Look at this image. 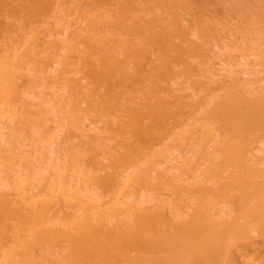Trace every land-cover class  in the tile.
Masks as SVG:
<instances>
[{
	"label": "rangeland",
	"instance_id": "obj_1",
	"mask_svg": "<svg viewBox=\"0 0 264 264\" xmlns=\"http://www.w3.org/2000/svg\"><path fill=\"white\" fill-rule=\"evenodd\" d=\"M62 29L67 30L62 32ZM184 37L191 40H188L189 47ZM190 47L194 53H187ZM13 53L11 59L20 57L18 63L13 64V70L16 71L10 70L13 75L9 78L14 76L13 97L11 104L0 105V109L6 108L5 115L0 118V127L5 126L7 141L6 144L0 143V194L2 192L9 196L6 199L12 196L19 198V195L24 194L28 199L31 196L40 200L33 204L29 202L27 213L37 212L34 224L29 221L23 223V219L31 218L27 219L26 215L23 218L25 208L22 209V205L25 204L20 199L19 203L11 199L17 205V209H14L16 212L12 211L16 213L14 219H10L12 214L0 213V259L11 249L22 246L21 251H18L20 248L17 250L19 255L13 253V259L11 257L9 261L11 264L68 263L65 262L71 251L68 240H46L45 237H51L52 232H40L39 238L44 234L41 239L45 240L37 239L35 234L31 235L35 232L32 229L44 227L47 230L49 222L57 230L59 224L67 225L79 215L97 220L102 214L98 209L102 205L97 204L100 197L104 201L107 198L112 200L109 197L112 194L114 197V193L132 176L136 181L133 179L131 186L138 188L130 189L131 186H128L129 189H125L119 200L122 203L114 205L119 210L120 206L124 209L128 204L134 206L138 203L146 209L151 206L153 210L149 208L150 211L162 213L164 220L158 224H164L165 228L162 225L153 228L157 230L162 227L163 233L160 231L158 235L172 233L175 219H222L231 213V217H238L237 223L247 219L235 213L233 190L236 189L233 186L242 175L239 171L247 172L250 168L253 174L259 175L254 178H260L261 183H264V130L260 126L261 130L256 129L260 120L255 123V119L261 118L260 124H264V115L242 109L235 113L231 111L228 118L223 105L228 97H243L253 102L255 95L257 98L264 96V0H0V90L7 85V76L2 72L9 60L5 55L11 56ZM49 66L54 69H49ZM208 68L217 75L210 74ZM241 84L244 86L237 90ZM216 105L220 106V110ZM222 110L226 116L222 115ZM236 113L247 116L245 119L241 115L245 120L243 123L248 122L246 126L239 121L240 117L237 118ZM248 116L252 119H248ZM254 116L257 118L254 119ZM7 117L10 124L4 125ZM229 119L235 120L227 121ZM144 124L148 130L143 128ZM153 130L155 134L152 133L151 141L147 134ZM160 135L161 138L158 137ZM257 142L262 144L256 145ZM252 145H261L259 148L262 150L257 153L254 150L253 154L249 150ZM175 147L183 148V152L174 155L172 150ZM239 148L242 151L247 149L252 160L247 156L248 153L246 157L241 156L245 150L242 152ZM168 151L173 152V155ZM246 161H249L248 166ZM101 175L107 179L111 177L108 179L110 183L99 181L103 179ZM97 176H101L99 180ZM220 182L233 187H230L232 197H226L230 201L219 196L218 192L222 189ZM140 183L143 186H139ZM112 184L116 185L117 192L112 190L115 188ZM212 185L216 189L221 185L219 191ZM211 186L215 191L211 190ZM59 190H62L61 197L75 194L87 198L88 194V199L92 198V202L97 203L90 205L85 198H79L82 201H79L80 204H83L80 205L74 201L77 197H71L73 204H77L73 205V210L71 206L68 208V202L61 199ZM66 190L68 194H64ZM108 191L111 192L110 195L107 193L109 196L106 195ZM13 192H19V195ZM58 195L61 199H57L58 203H50V200L49 203L45 202L46 198L52 196L56 200ZM49 204L53 205V211ZM86 207L87 212H84L82 208L85 210ZM131 208L127 207L126 210L129 212ZM47 209L53 214L44 216L48 214ZM118 210L110 209L114 211L113 214L106 211L105 217L111 219V224H124L121 222L127 223V217H133L131 211L128 214L121 210L125 215L122 216ZM196 211L200 212L198 216L193 214ZM30 215L28 213V217ZM247 217L246 223L244 221L247 225L243 221L239 225L235 222L237 226L233 227L234 232H242L239 233L241 237L236 235L246 239L242 240L243 244L246 242L244 246L247 244L246 248H251V252L245 248L250 254L247 257L257 256V261L264 264V242L262 246L259 245L260 240H264V225L260 222L258 228L260 219L257 221V217L253 216L251 220L252 215L251 218L249 215ZM224 220L227 221V218ZM126 223L124 225L128 228L133 222L130 225ZM28 229L29 232L26 231ZM255 235L261 237H258L259 244ZM29 241L33 246L24 254ZM237 244L240 245L239 242ZM131 252L130 255L135 254V251ZM156 254L159 255L158 252ZM102 259L99 258L96 264H110L106 258Z\"/></svg>",
	"mask_w": 264,
	"mask_h": 264
},
{
	"label": "bare ground",
	"instance_id": "obj_2",
	"mask_svg": "<svg viewBox=\"0 0 264 264\" xmlns=\"http://www.w3.org/2000/svg\"><path fill=\"white\" fill-rule=\"evenodd\" d=\"M50 21V20H49ZM74 23H75V20H74ZM77 23V22H76ZM180 23V22H179ZM66 27V26H65ZM62 28H64V27H62ZM67 30V29H66ZM66 30H63L62 29V32L63 31H65L66 32ZM36 33H38V31L37 32H35L33 35H36ZM190 34V33H189ZM183 38V37H182ZM185 38L186 37H184V41H185ZM31 39V38H30ZM186 40H187V38H186ZM188 40H190L189 38H188ZM188 40H187V46H188ZM183 40H182V42H184ZM191 41V40H190ZM193 41H195V40H193ZM186 42V41H185ZM190 43V42H189ZM21 45V44H20ZM189 46H190V44H189ZM188 46V47H189ZM192 47H190L189 48V50H187V53L189 52V51H193V53H194V50L193 49H191ZM182 50H184L185 51V49H183L182 48ZM10 53V52H9ZM21 53H22V51H21ZM20 53V54H21ZM189 53H191V52H189ZM19 54V55H20ZM241 54V53H240ZM242 54H244V53H242ZM246 55H248L247 53H245ZM24 55V54H23ZM194 55V54H193ZM195 55H197V54H195ZM14 56V53L11 55V56H7V55H5V57L7 58V59H9L8 61H7V59H6V61H7V65L2 69V72L3 73H5L6 74V76H7V78L5 77V74H4V77H5V81H6V79H7V83H5V84H7L6 85V87H4L3 88V90H0V105H1V103H6V105H7V103L9 104H11V100H12V98L11 97H13V90H12V87H13V85H12V78L14 77H10L9 78V76L10 75H13L12 73H11V71L10 70H13V66L16 64V63H18L17 61H19L18 59L20 58L18 55V57H16L17 58V60H16V58L14 59H11V57H13ZM22 56V55H21ZM239 56V55H238ZM242 57H243V55H242ZM221 59V58H220ZM248 59V58H247ZM219 60V59H218ZM222 60V59H221ZM242 60V59H241ZM246 61V60H245ZM248 61V60H247ZM246 61V62H247ZM49 62V61H48ZM6 63V62H5ZM15 63V64H14ZM217 63V62H216ZM238 63V62H237ZM240 63V62H239ZM14 64V65H13ZM50 64V63H49ZM212 64V63H211ZM227 64H229V63H227ZM242 64V63H241ZM249 65H250V63H248ZM251 64H253V63H251ZM51 65V64H50ZM240 65V64H239ZM243 65V64H242ZM12 67V68H11ZM207 67V66H206ZM53 68V67H52ZM51 68V66H49V69H52ZM214 68H215V66H214ZM54 69V68H53ZM220 69V68H219ZM208 70H209V68H208ZM207 69H206V71H208ZM214 70V69H213ZM217 70V69H216ZM14 71V70H13ZM16 71V70H15ZM14 71V72H15ZM205 71V73H207ZM241 71V70H240ZM209 72H210V74L211 73H213L212 75H217V74H214V72H212V71H210L209 70ZM208 72V73H209ZM216 72V71H215ZM219 72V71H218ZM207 73V74H208ZM244 73V72H243ZM245 73H247V72H245ZM244 73V74H245ZM9 74V75H8ZM219 75V74H218ZM208 76H211V75H207V77ZM64 78V77H63ZM67 78V77H66ZM205 78V77H204ZM69 79V78H68ZM209 79H210V77H209ZM213 79V78H212ZM66 80V79H65ZM70 80V79H69ZM68 80V81H69ZM211 80V79H210ZM67 81V80H66ZM70 82V81H69ZM78 83V82H77ZM77 83H75V84H77ZM73 84V83H72ZM239 84H240V82H239ZM83 85V84H82ZM83 86H85V83H84V85ZM241 86H244L243 84H241L240 86H237V90H238V88L239 87H241ZM61 89V88H60ZM243 89V88H242ZM262 92L264 93V91L262 90ZM235 93V92H234ZM237 93V92H236ZM235 93V94H236ZM262 93V94H263ZM234 94V95H235ZM261 93H259L258 95H260ZM261 94V95H262ZM240 96V95H239ZM232 97V96H231ZM234 97V96H233ZM232 97V99L231 98H227L228 100H224V108H223V110L225 111V113L227 114V116L229 115V113L232 111V112H238L239 110L241 111L242 109H244V111H250V112H254L255 114H256V112L257 113H259V115H260V113H261V116H263L264 114V96H261V98L259 99V98H257L256 97V95H255V98L256 99H252V101L253 102H251V100H249V102L248 101H246L245 100V98L243 99V97L242 98H237V99H235V98H233ZM248 97V96H247ZM85 99V98H84ZM255 100V101H254ZM81 102H83V100H80ZM85 101V100H84ZM225 101H227L226 103H225ZM166 103H168V101H166ZM219 102L217 101V104H218ZM223 103V102H222ZM216 106H219V105H216ZM214 108H216V107H214ZM220 108V106L217 108V109H219ZM217 109H215L216 110V112L215 113H217ZM246 109V110H245ZM166 110H167V105H166ZM220 110V109H219ZM218 110V111H219ZM222 110V111H223ZM234 110V111H233ZM236 110V111H235ZM162 111V110H161ZM214 111V110H213ZM224 111H223V114L222 113H219L220 115L222 114V115H225L224 114ZM263 111V112H262ZM185 111L183 110V113H184ZM231 112V113H232ZM5 113H6V108H1L0 109V118L1 117H3L4 115H5ZM247 113H249V112H247ZM174 114V113H173ZM239 114V113H238ZM237 113H236V115H238ZM245 114V113H244ZM250 114H252V113H250ZM220 115H218V116H220ZM241 115H243V114H240V116L238 115V117L237 118H239V121H242L241 123H243V120H244V118H245V116L246 115H243V119L241 118ZM120 116V115H119ZM226 116V115H225ZM121 117H123V116H121ZM247 117V116H246ZM249 117V116H248ZM119 118V117H118ZM228 118H229V116H228ZM227 117L225 118V119H228ZM251 117H249L248 119H250ZM254 119L255 118H257V117H253ZM259 118V117H258ZM236 119V118H235ZM235 119H229V120H227V121H233V120H235ZM242 119V120H241ZM246 119V118H245ZM252 119V118H251ZM120 120V119H119ZM256 120V122L255 123H257V120H260L259 121V123H257V128L256 127H254V129L256 128V129H259V130H261L260 129V127L262 128V130H264V124H260V122L262 123V121H261V118H259V119H255ZM255 120H253V121H255ZM262 120H263V118H262ZM236 122H238L239 124H240V122L239 121H237V119L235 120ZM245 121V120H244ZM235 122V123H236ZM252 123V122H251ZM254 123V124H255ZM6 124H10V120H8V117H7V122L6 123H4V125H6ZM143 124V123H142ZM147 124V123H146ZM146 124H144V125H142L143 126V128L144 129H146V130H148L147 129V125ZM237 124V123H236ZM244 124V123H243ZM246 124H248V122L246 123ZM246 124H244V126H246ZM241 125V124H240ZM260 126V127H259ZM4 127L5 126H1L0 127V143H2V144H6L7 143V141H6V139H5V134H6V130H4ZM249 127H251V126H249ZM158 129V128H157ZM157 129H156V132H157ZM247 129V128H246ZM160 131V130H159ZM155 134V131L153 130V132H151V133H148V134H150V135H152V136H149L148 134H147V136L148 137H150V139H151V137H153V134ZM264 133V132H263ZM167 135V134H166ZM164 136V135H163ZM158 137H160L161 138V135L160 136H158ZM190 137V136H189ZM264 137V136H263ZM155 138H156V136H155ZM155 138H154V140H155ZM159 138V139H160ZM188 138V137H187ZM153 139V138H152ZM152 139H151V141H152ZM158 139V138H157ZM156 139V140H157ZM260 139V138H259ZM121 141L123 140V139H120ZM119 140V141H120ZM264 140V139H263ZM262 140V141H263ZM150 141V142H151ZM259 142H260V140H258ZM261 141V142H262ZM184 142V141H183ZM254 142H256V141H254ZM253 142V143H254ZM259 142H257L256 143V145H259V144H262V143H259ZM154 143V142H153ZM185 144V143H184ZM256 145H252L251 146V149L249 148V147H247V148H249V150L253 153V151L254 150H256V152L255 153H257V152H260L262 149L261 148H259L260 146H256ZM174 146V145H173ZM209 146V145H208ZM243 148V147H242ZM241 148V149H242ZM245 148H246V146H245ZM240 149V148H239ZM240 149V150H241ZM261 149V150H260ZM183 150V148L181 149V148H173V150L172 151H174V153L172 152V151H170V152H172L174 155H175V153L178 155L179 154V152H183L182 151ZM230 150V149H229ZM245 149H243V151H244ZM247 150V149H246ZM246 150H245V152H246ZM52 151V150H51ZM242 151V150H241ZM239 152L238 151V153L239 154H241L242 152ZM243 152V154H241V156H243V157H246V154L248 153V152ZM168 153H169V151H168ZM172 153H169L170 155L172 154ZM251 153V154H252ZM168 154V155H169ZM172 154V155H173ZM249 155H247L249 158H251L250 159V161L252 160V157H250V156H252V155H250V153H248ZM254 154V153H253ZM165 155V154H164ZM235 157L237 156V155H234ZM255 156V155H254ZM166 157V156H165ZM174 156H172V158H173ZM247 157V158H248ZM256 157V156H255ZM254 157V158H255ZM168 158V157H167ZM170 158V157H169ZM171 158V159H172ZM249 158H248V160H249ZM253 158V160H255V161H257L256 159H254ZM256 158H258V156L256 157ZM159 159H157V161H158ZM170 160V159H169ZM173 160V159H172ZM172 160H170V161H172ZM242 160H244L245 161V159H242ZM247 160V159H246ZM160 161V160H159ZM166 161V160H165ZM164 161V162H165ZM233 161H234V159H233ZM232 161V162H233ZM254 161V162H255ZM163 162V163H164ZM247 162V161H246ZM245 162V164L248 166V162L246 163ZM160 163H162L161 161H160ZM160 163H158V164H160ZM166 163V162H165ZM235 163H236V161H235ZM251 163L252 162H250L249 164L251 165ZM197 164V163H196ZM255 164V163H254ZM253 164V165H254ZM241 165V164H240ZM252 165V166H253ZM158 166H160V165H158ZM245 166V165H244ZM254 166H256V165H254ZM241 167H243V166H241ZM154 168H157V166H154ZM254 169H255V167H253ZM102 169H103V167H102ZM233 169V168H232ZM245 170H247V169H245ZM251 172H250V171ZM247 172H249V173H247V172H244L243 170L241 171H239V173L240 172H242V175L238 178V182L237 183H235V185L233 186L234 187V189H236L237 190V192H236V190L234 191L233 190V192H234V201H235V203H236V208H234V209H236V212L235 213H239V215L238 216H240V218L241 217H243V216H245L247 219H248V217H247V215H249V217L251 218V215H252V218H251V220H253V216H256L257 217V221H258V218L260 219V221H258L259 223H258V228H260V222H262V224L261 225H264V183H261V179L260 178H257L258 180H256L255 178V176H257V177H259V175L257 174V173H255V174H253L252 173V170H251V168L249 169ZM256 170H257V168H256ZM99 171H101V168H100V170ZM104 172L106 171V170H103ZM259 171V170H258ZM107 172V171H106ZM105 172V173H106ZM229 172V171H228ZM260 172V171H259ZM235 173V172H234ZM243 173H245L247 176H245V174H243ZM79 174V173H78ZM77 173H76V175H78ZM99 174H102L101 172L99 173ZM104 174V173H103ZM108 174H110V172H108ZM108 174H106V176H108ZM231 174V173H230ZM230 174H229V176H230ZM257 174V175H256ZM75 175V174H74ZM111 175V174H110ZM226 174H224V176H225ZM234 175V174H233ZM232 175V176H233ZM244 175V176H243ZM103 177V179L102 178H100V177ZM99 178H100V180H99V178H98V176H97V178H98V180L99 181H103L104 180V183H108V179L109 178H111V177H109L108 179L105 177V175H101ZM115 176V175H114ZM223 176V177H224ZM229 176H226V177H229ZM75 177H77V176H75ZM115 177H117V176H115ZM219 177H221V176H219ZM222 177V179H225V178H223ZM255 177V178H254ZM80 178H82V177H80ZM79 179V178H78ZM106 179V180H105ZM115 179V178H114ZM134 178H133V176L132 177H130L128 180H127V182L125 183V185L123 186V187H121L120 189L119 188H117V189H119V191L118 190H116V185H114V184H112V185H114L115 186V188L113 189L112 188V190L114 191H118L117 193H114V197H113V194L111 195V197H109V198H113L112 200L111 199H108L107 198V200L105 199V201H104V198L101 200V197H100V201H98V203L97 204H99V206H101L102 205V211L100 210L101 208H98L99 209V212H101L102 214H103V216H102V214H100V216H98L99 218L97 219L96 217V219L97 220H95V219H91V218H88V217H85V216H82L81 215V217H79V216H77L78 218H76L75 220H73V221H71V222H68V224L67 225H65V224H63L62 223V225H60L59 224V226H60V228H59V226H58V223L56 224L58 227H57V230H55V228H53V224L51 225L49 222L47 223V225H46V228H47V230H45L44 229V227H41V228H34V229H32V231H35V232H32L31 233V235H34L35 234V236L34 237H36L37 239H41V238H43V235H42V237L41 238H39L40 236H41V234H39L40 232H42V233H53L52 234V236H51V234H47V235H50L51 237H49L48 238V236H47V238L45 237V239L46 240H49L50 238H52V241H51V239H50V242H54L55 240H64V242L66 241V240H68L69 242H70V249H71V251H70V255L68 254L66 257H69V259L68 260H65V262H68V263H70L69 261H71V263L70 264H81V263H83L84 262V260H85V262L83 263V264H85L88 260L90 261H88L90 264L91 263H93L94 262V264H96L97 262V260L100 258V259H102V260H104V258H106L109 262H110V264H262V262H259V261H257V256H255V257H247V256H249L250 254H247V250L248 251H250L251 250V248L250 249H248V248H246V245L244 246V244L246 243H244L243 244V242H242V238H238V236L237 235H239V237H241L240 236V234L239 233H242V232H239V230H237L238 231V233L237 232H234V226H237L236 224H235V222L237 223V220H238V217L236 216H234V217H231L230 215L232 214H227L228 215V217L230 218H228V217H226L225 215V217L223 218L222 217V219H207V218H205V219H200V218H195V220L196 221H191V220H189L188 219V221L186 220L185 221V219H184V221H183V219H182V221H181V219H179V217L181 216V214H180V216L177 218V219H179V220H174V223L173 222H171V223H173V226H172V224H171V226H172V229L175 227V230L174 231H171L172 233H169V232H167V233H169V235H166V234H160V235H158L159 233H160V231L161 230H163V229H161L162 227H160V228H158V229H160V230H156V233H155V230H153V228H155L156 227V225L157 226H161L162 224H158V223H160V221L161 220H164V215L162 216L161 214L162 213H158L157 212V210L155 211H150V209L151 210H153V208H150L151 206H149V208L148 209H146L143 205L141 206V205H138V203L137 202H135V203H137V205H132V206H130L129 204L127 205V207L129 208H131V209H129V212L126 210V208L124 207V209H121V206H120V209L118 210V208H116L115 207V205H116V203H118V202H120V203H122L121 201H119L120 199H121V197L123 196V194H124V191H125V189L126 188H128L129 189V187L134 183L133 181L135 180H133ZM222 179H220V180H222ZM125 180V179H124ZM218 180H219V178H218ZM101 181V182H102ZM106 181V182H105ZM111 181V180H110ZM110 181H109V183H110ZM120 180H118V182H119ZM126 181V180H125ZM136 181V180H135ZM214 182H215V180H213ZM225 181H226V179H225ZM237 181V180H236ZM144 182V181H143ZM142 182V183H143ZM214 182L212 183V181H211V183L214 185ZM103 183V184H104ZM108 183V184H109ZM216 183V182H215ZM221 183V182H220ZM227 184H228V181L226 182ZM231 183L232 182H230V185H231ZM218 184H219V182H218ZM222 184V186H221V190L219 191L218 189L220 188V186L216 189V187L215 186H213V187H215V189L217 190V191H219L218 192V194H219V196L221 197H225V198H223V200L224 199H226V197H230L231 196V191H230V189L231 188H233V187H231V186H227V184H225V183H221ZM223 184H225V185H223ZM237 184V185H236ZM74 185V184H73ZM105 185V184H104ZM118 185V184H117ZM121 185V184H120ZM122 185H123V183H122ZM139 186L140 185H142L143 186V184H138ZM187 185V184H186ZM189 185V184H188ZM207 185V184H206ZM211 185V184H210ZM209 185V186H210ZM216 185V184H215ZM113 186V187H114ZM129 186V187H128ZM141 186V187H142ZM205 185H203V187H204ZM212 186H211V190H213L214 188H212ZM224 186H227L226 188L224 187ZM235 186H236V188H235ZM73 188H76V187H74V186H72ZM118 187V186H117ZM137 186H134L133 188H136ZM231 187V188H230ZM132 188V186L130 187V189ZM132 188V189H133ZM138 188V187H137ZM205 188H207L206 186H205ZM204 188V189H205ZM70 189V188H69ZM127 189V190H128ZM200 189V188H199ZM215 189H214V191H215ZM76 190H77V188H76ZM76 190H74L73 189V191H76ZM207 190V189H206ZM232 190V189H231ZM58 191V190H57ZM71 192H72V189L70 190ZM78 191H79V189H78ZM109 191H111L110 189H109ZM106 192V195H108L107 193H109V195H110V193L111 192ZM113 191H112V193H113ZM114 191V192H115ZM129 191V190H128ZM61 192H62V190H61ZM60 192V190H59V192L58 193H61ZM127 192V191H126ZM13 193H16V192H13ZM18 193V194H17ZM16 194L17 195H19V192H17ZM22 192H20V194H21ZM68 194V192H67V190L64 192V194ZM217 193V192H216ZM215 193V194H216ZM1 194L3 195V193L1 192ZM1 194H0V209H1V211H0V213L2 214L3 212H4V214L3 215H5V212L7 213V214H12V217L10 218L9 217V215H8V217L10 218V219H14L15 218V215L14 214H16V213H14L13 214V212L12 211H14V209H17L16 208V206L12 203V202H14L15 200H17V203H19L18 201H20V202H22V203H24L25 205V207L22 205V209L23 208H25V212L23 211V213L24 214H22L23 215V218H25L24 217V215H26L27 217V219L28 218H31L30 220H22L23 221V223H25V221L27 222V221H29V222H31L30 224H34L35 223V220L34 219H36V214H37V212L36 211H29L28 213H29V215L31 214L32 215V217H31V215L28 217V213H27V210L29 209L28 208V206H29V202H32V204L33 203H35V202H38V200H40V199H36V198H32L31 196L29 197V199H30V201H29V199L28 198H26L25 196H24V194L23 195H19V198L17 199V198H12L11 196V199L13 200L14 199V201H11V199H6V197H8L9 198V196H5V195H3V196H1ZM5 194V193H4ZM31 194V193H30ZM34 194H35V192H34ZM38 194V193H37ZM51 194V193H50ZM92 194V193H91ZM90 194V195H91ZM32 195V194H31ZM41 195V194H40ZM43 195V194H42ZM49 195V194H48ZM48 195H46V196H48ZM70 195V198H67V196H69ZM69 195H67V196H63V197H61L62 196V193H61V195H60V197H61V199L63 198L64 200H65V203H67L68 202V204H69V206H68V204H63V205H67L68 206V208H70V206H71V208L72 207H74L75 205H77V204H80V202L79 201H81V200H84V198H81V196H78L77 197V195H71V194H69ZM108 195V196H109ZM21 196V197H20ZM24 196V197H23ZM29 196V195H28ZM27 196V197H28ZM34 196V195H33ZM39 196V195H38ZM45 196V195H44ZM56 196V195H55ZM82 196H84V194L82 195ZM105 196V195H104ZM103 196V197H104ZM107 196V197H108ZM217 196V195H216ZM36 197V196H35ZM54 196H52V198H53ZM57 197H59V195L57 196ZM60 197L59 198H56V200H55V197L52 199V198H46L45 199V202H47L48 201V203H49V200H50V203H52L51 201H53V202H57L58 203V200L57 199H60ZM74 199L75 197H77V199L75 198L74 199V201H77L76 203H75V205L73 204V200H72V198ZM92 197V196H91ZM127 197V196H126ZM129 197V196H128ZM127 197V198H128ZM215 197V196H214ZM219 197V198H220ZM221 197V198H222ZM232 197V196H231ZM230 197V198H231ZM43 198H45V197H43ZM81 200H80V199ZM95 198V197H94ZM20 199V200H19ZM25 199V200H24ZM52 199V200H51ZM60 199V200H61ZM88 199V194H87V198H85V200H86V202L87 201H89L88 203L90 204V205H92L91 203H95V202H92V198H90L91 200H87ZM129 199V198H128ZM204 199V198H203ZM228 199V198H227ZM225 200V201H228V200ZM232 199V200H233ZM26 200H27V202H26ZM96 200V199H95ZM133 200V199H132ZM199 200V199H198ZM202 200V199H201ZM206 200V199H205ZM221 200V199H220ZM231 200V201H232ZM25 201V202H24ZM102 201V202H101ZM208 201V200H207ZM230 201V200H229ZM61 202H64V201H61ZM79 202V203H78ZM82 202V201H81ZM85 202V201H84ZM99 202H101V203H99ZM124 202V201H123ZM233 202V201H232ZM16 203V204H17ZM21 203V204H22ZM111 203V204H110ZM127 203V202H126ZM142 203H143V201H142ZM206 203V202H205ZM47 204V203H46ZM96 204V207L98 206ZM101 204V205H100ZM105 204V206H103ZM110 204V205H109ZM115 204V205H114ZM141 204V203H140ZM199 204V203H198ZM208 204V203H207ZM206 204V205H207ZM14 205V206H13ZM20 205V204H19ZM19 205H18V207H19ZM26 205H27V208H26ZM39 205V204H38ZM48 205V204H47ZM46 205V206H47ZM74 205V206H73ZM80 205H83V204H80ZM86 205V204H85ZM95 205V204H94ZM118 206H119V203L117 204ZM124 205V204H123ZM146 205V204H145ZM200 205H201V203H200ZM235 205V204H234ZM13 206V207H12ZM32 206H34V205H32ZM42 206V208H44L43 207V204L41 205ZM49 206H50V204H49ZM53 206V205H52ZM52 206H50V207H52ZM64 206V207H65ZM98 206V207H99ZM113 206L115 207L114 209H112L113 208ZM125 206V205H124ZM183 206V205H182ZM182 206H181V208H182ZM185 206H187V205H185ZM194 206V205H193ZM204 206H205V204H204ZM15 207V208H14ZM49 207V208H50ZM84 207V206H83ZM90 208L92 207V206H89ZM200 207V206H199ZM19 208H21V205H20V207ZM38 208H39V206H38ZM47 208V207H46ZM67 208V207H66ZM85 208V207H84ZM84 208H82L83 209V211L85 212L86 210H87V207H86V209L84 210ZM93 208H94V206H93ZM161 208V207H160ZM196 208H198V207H196ZM32 209V208H31ZM52 209V211H53V207L52 208H50V210ZM54 209H56V208H54ZM58 209L59 210H61L60 208H59V206H58ZM73 209V208H72ZM78 209V208H77ZM82 209H79V211L81 210L82 211ZM110 209H111V211L112 210H114V211H117L118 210V212H120L121 210H124V211H127L128 212V214L130 213V211H131V215L133 216L131 219H132V221L131 222H133V223H131L129 220H131V219H128V217H127V215H126V219H127V223L126 222H121V223H126L127 225H130V223L132 224V226L131 227H129L128 226V228H126L127 226L126 225H124V224H111V219L110 220H108V219H106V218H108V217H105V216H107V214H106V211H108V213H109V211H110ZM116 209V210H115ZM194 209V208H193ZM200 209V208H199ZM207 209V208H206ZM42 210V209H41ZM58 210V211H59ZM74 210V209H73ZM149 210V211H148ZM161 210H163L162 208H161ZM195 210V209H194ZM197 210V209H196ZM238 210V211H237ZM47 212H48V209L46 210ZM67 211H69V210H67ZM80 211V212H81ZM103 211H105V212H103ZM110 211V212H111ZM114 211L113 212H111L112 214L114 213ZM199 211H201V209L199 210ZM199 211H196V213H194L193 212V214H199L200 212ZM233 210H231V212H232ZM14 212H16V211H14ZM46 212V213H47ZM87 212V211H86ZM126 212V213H127ZM163 212V211H162ZM204 212V211H203ZM27 213V214H26ZM49 213L50 214H53V212H48V214H44V216L46 215V216H48L49 215ZM57 213V212H56ZM55 213V214H56ZM68 213V212H67ZM76 213H77V211H76ZM94 213H96V211L94 212ZM110 213V214H111ZM120 213H122L123 215L122 216H125L124 215V212H120ZM168 213H170V212H168ZM192 213V212H191ZM191 213H188V214H191ZM207 213V212H206ZM74 214V213H73ZM83 214H85V215H87V213H83ZM93 214V213H92ZM91 214V215H92ZM116 214H118V213H115L114 215H116ZM173 214V213H172ZM20 215V214H19ZM21 215V216H22ZM65 215V214H64ZM71 215H72V213H71ZM89 215V217L91 216L90 214H88ZM109 215V214H108ZM171 215V214H170ZM175 215V214H174ZM213 215V214H212ZM233 215H235V214H233ZM7 216V215H6ZM21 216H18V217H21ZM74 216V215H73ZM93 216V215H92ZM91 216V217H92ZM122 216H119V217H122ZM187 216V215H186ZM198 216V215H197ZM204 216V215H203ZM7 217V218H8ZM59 217V216H58ZM94 217V216H93ZM110 217V216H109ZM114 217V216H113ZM130 217V216H129ZM163 217V218H162ZM176 217V216H175ZM193 217V216H192ZM206 217V216H205ZM211 217V216H210ZM33 218V219H32ZM60 218V217H59ZM63 218H64V216H63ZM111 218V217H110ZM174 218V217H173ZM183 218V217H182ZM186 218V217H185ZM204 218V217H203ZM227 218V221L226 220H224V219H226ZM236 218H237V220H236ZM18 219V218H17ZM57 219V218H56ZM125 219V218H124ZM123 218H122V220H124ZM126 219H125V221H126ZM172 219V218H171ZM170 219V220H171ZM191 219H193V218H191ZM243 219V218H242ZM241 219V220H242ZM246 219V220H247ZM113 220V219H112ZM115 220H116V217H115ZM121 220V219H120ZM173 220V219H172ZM240 220V219H239ZM246 220L245 219H243L242 221H243V223H244V221H245V223H246ZM47 221V220H46ZM45 221V222H46ZM57 221L59 222L60 221V219H57ZM242 221H239L237 224L239 225L240 223H242ZM34 222V223H33ZM41 222H42V220H41ZM56 221L54 220V223H55ZM62 222V221H61ZM110 222V223H109ZM51 223H53V222H51ZM67 223V222H66ZM156 223V224H155ZM162 223H164V222H162ZM242 223V224H243ZM244 223V224H245ZM256 223V222H255ZM30 224L28 225L29 226V228H31L30 227ZM49 224L51 225V226H49ZM228 224V225H227ZM251 225H252V223H250ZM36 225V224H35ZM64 225V226H63ZM122 225V226H121ZM155 225V226H154ZM164 225V224H163ZM162 225V226H163ZM245 225H247V224H245ZM253 225H254V223H253ZM44 226V225H43ZM48 226V227H47ZM165 226V225H164ZM163 226V227H164ZM228 228H227V227ZM54 227H55V225H54ZM61 227H65V228H61ZM167 227H168V225H167ZM234 227V228H233ZM240 227H242L241 225H240ZM255 227V226H254ZM52 228H53V230H52ZM165 228V227H164ZM244 229L246 228L245 226L243 227ZM257 228V229H258ZM262 228H264V227H262ZM171 229V230H172ZM237 229H239V227L237 228ZM256 229V228H255ZM255 229H254V231H255ZM29 230L30 229H28V230H26L27 232H29ZM165 230H167V229H165ZM252 230V229H251ZM263 230V229H262ZM159 231V232H158ZM235 231H236V229H235ZM243 231V230H242ZM248 231V230H247ZM257 231H260V229H258ZM256 231V232H257ZM264 231V230H263ZM25 232V231H24ZM158 232V233H157ZM255 232V233H256ZM261 232V231H260ZM259 232V233H260ZM22 233V232H21ZM161 233H163L162 231H161ZM236 233H237V235H236ZM262 233V232H261ZM260 233V234H261ZM39 234V235H38ZM245 234V233H244ZM257 234H258V232H257ZM263 234V233H262ZM21 235V234H20ZM26 235V234H25ZM30 235V236H31ZM235 235V236H234ZM242 235V234H241ZM232 236H234L233 237V240H231L232 239ZM262 236V235H261ZM21 237V236H20ZM24 237V236H23ZM26 237V236H25ZM33 237V236H32ZM255 237H256V235H255ZM258 235H257V237H256V239L258 240ZM238 238V240H236V239ZM243 238H244V236H243ZM247 238V237H246ZM254 238V237H253ZM260 239H261V237H259ZM263 238V237H262ZM26 239H27V237H26ZM29 240H30V238H28ZM27 239V240H28ZM45 239H41V240H45ZM241 239V240H240ZM255 239V238H254ZM264 239V238H263ZM23 240V239H22ZM24 240H25V238H24ZM39 241V242H43V241ZM54 240V241H53ZM234 240L236 241V243L234 242ZM246 240V239H245ZM245 240H243V241H245ZM19 241H20V239H19ZM18 241V244L20 243ZM32 241V240H31ZM248 241V240H247ZM261 242V244H259V240L257 241V243L259 244V245H261L262 246V241L264 242V240H260ZM23 242V241H22ZM25 242V241H24ZM28 242V241H27ZM47 242V241H46ZM49 242V241H48ZM58 242H60V241H58ZM67 242V241H66ZM240 243V245L239 244H237V243ZM242 242V243H241ZM29 243H31V245H29ZM29 243L26 245L25 244V246H27L28 248H26L25 250L26 251H24V254H27L28 252H27V250L28 249H30V248H32V242H30L29 241ZM37 243V242H36ZM234 243H235V246H237L238 248H241L240 250H238L237 248H235V246H234ZM250 243V242H249ZM256 243V242H255ZM15 244H17V243H15ZM22 244H24V243H22ZM21 244V245H22ZM233 245V246H231L230 247V245ZM237 244V245H236ZM20 245V246H21ZM242 245H243V247H244V249H243V247H242ZM18 246V245H17ZM24 245H23V247H25ZM232 247L234 248V249H237V250H234V249H232ZM249 247V246H248ZM18 248H20V250H18ZM247 250H246V249ZM21 249H23L22 248V246L21 247H16V248H14V250L13 249H11L10 251L11 252H9V253H7V254H5L1 259H0V264H11L9 261L11 260V259H13V257H12V255H13V253L15 254L16 252V256L17 255H19L18 254V251H21ZM152 249H155L157 252H158V254L159 255H157L156 253H155V251H153ZM18 250V251H17ZM135 251V254L134 255H130V252L131 251ZM244 250H245V252H244ZM152 251L155 253V255H154V253L152 254ZM236 253H235V252ZM258 251V250H257ZM251 252V251H250ZM249 252V253H250ZM256 252V251H255ZM5 253V252H4ZM3 253V254H4ZM132 253V252H131ZM150 253H151V255H150ZM262 253V252H261ZM23 254V253H22ZM2 255V254H1ZM154 255V256H153ZM253 255V254H252ZM256 255V254H255ZM71 256V257H70ZM151 256H153V259H152V257ZM156 256V257H155ZM158 256V257H157ZM12 257V258H11ZM65 257V258H66ZM11 258V259H10ZM35 258V257H34ZM64 258V259H65ZM75 258V259H74ZM156 258V259H155ZM62 259V258H61ZM63 259V260H64ZM63 260H60V261H63ZM76 262H75V261ZM87 260V261H86ZM259 260V259H258ZM54 261V260H53ZM99 261V260H98ZM101 261V260H100ZM106 261V260H105ZM87 262V264H89ZM62 263V262H61ZM68 263H65V264H68ZM102 263V262H101ZM101 263H99V264H101ZM62 264H64V261H63V263Z\"/></svg>",
	"mask_w": 264,
	"mask_h": 264
}]
</instances>
